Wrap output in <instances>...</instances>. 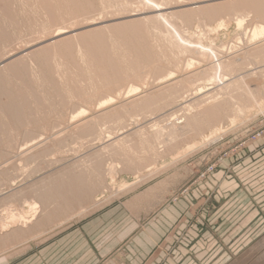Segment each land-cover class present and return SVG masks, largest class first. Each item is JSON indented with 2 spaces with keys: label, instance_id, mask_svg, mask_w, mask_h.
<instances>
[{
  "label": "rangeland",
  "instance_id": "obj_1",
  "mask_svg": "<svg viewBox=\"0 0 264 264\" xmlns=\"http://www.w3.org/2000/svg\"><path fill=\"white\" fill-rule=\"evenodd\" d=\"M0 6V264H264V0Z\"/></svg>",
  "mask_w": 264,
  "mask_h": 264
},
{
  "label": "crops",
  "instance_id": "obj_2",
  "mask_svg": "<svg viewBox=\"0 0 264 264\" xmlns=\"http://www.w3.org/2000/svg\"><path fill=\"white\" fill-rule=\"evenodd\" d=\"M156 239V234L149 235L147 231H136L127 238L129 243L126 250L120 254L124 255V260L128 264H143Z\"/></svg>",
  "mask_w": 264,
  "mask_h": 264
},
{
  "label": "bare ground",
  "instance_id": "obj_3",
  "mask_svg": "<svg viewBox=\"0 0 264 264\" xmlns=\"http://www.w3.org/2000/svg\"><path fill=\"white\" fill-rule=\"evenodd\" d=\"M0 8H2V6H0ZM2 10H3V8H2ZM1 10V11H2ZM4 11H6V10H4ZM4 13V12H3ZM7 14V13H6ZM202 14V13H201ZM167 18V17H166ZM172 21V20H171ZM173 23V22H172ZM196 27V26H195ZM179 30V29H178ZM4 36V35H3ZM214 55H215V53H214ZM223 63V62H222ZM217 64H218V62H217ZM220 64V63H219ZM217 67V66H216ZM219 67V66H218ZM219 69V68H218ZM220 69H221V67H220ZM222 71H224V70H222ZM227 71V70H226ZM205 75V74H204ZM211 75V74H210ZM209 75V76H210ZM214 76H216L215 74H214ZM4 77V76H3ZM217 77V76H216ZM6 79V78H5ZM221 80V79H220ZM9 83V82H8ZM55 83V82H54ZM221 84V83H220ZM3 87V86H2ZM131 91V90H130ZM111 101V100H110Z\"/></svg>",
  "mask_w": 264,
  "mask_h": 264
}]
</instances>
